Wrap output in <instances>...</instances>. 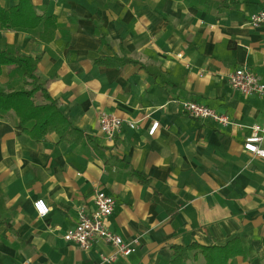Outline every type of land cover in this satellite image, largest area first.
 <instances>
[{
    "label": "crops",
    "instance_id": "0c3cea01",
    "mask_svg": "<svg viewBox=\"0 0 264 264\" xmlns=\"http://www.w3.org/2000/svg\"><path fill=\"white\" fill-rule=\"evenodd\" d=\"M32 4L56 18L53 42L40 40V28L4 29L0 50L38 60L40 83L84 138L37 142L13 112L0 117V264H99L113 254L102 240L90 251L64 240L80 211L94 210L99 191L116 201L109 230L136 249L111 264H181L177 247L230 242L239 253L227 264H264V160L244 150L252 126L264 124V96H244L229 83L237 69L264 82V25L249 23L264 0ZM100 58L124 64L100 66ZM26 88L20 71L4 69L0 92ZM184 101L233 125L204 124L182 111ZM103 114L137 128L124 125L109 139ZM37 200L50 208L47 217L36 213ZM186 257L185 264H209L198 249Z\"/></svg>",
    "mask_w": 264,
    "mask_h": 264
},
{
    "label": "trees",
    "instance_id": "16d2710c",
    "mask_svg": "<svg viewBox=\"0 0 264 264\" xmlns=\"http://www.w3.org/2000/svg\"><path fill=\"white\" fill-rule=\"evenodd\" d=\"M14 1H17V5L9 9L0 5V30L34 31L40 28V40L47 44L53 42L58 29L56 18L39 15L32 0ZM95 63L106 67L124 64L123 61L117 62L112 58H100ZM37 65V59L22 56L15 51L0 50V76L5 68L14 67L23 74L27 86L22 90L0 92V117L13 112L23 131L37 142L45 140L50 134H56L61 141L73 144L83 140V132L73 125L71 119L62 112L58 101L40 83ZM40 98L43 102L39 101ZM233 243L224 247H204L197 244L186 248L177 247L176 254L178 252L180 256H175L174 261L185 264L187 253L198 249L206 254L209 264H227L239 253L230 251Z\"/></svg>",
    "mask_w": 264,
    "mask_h": 264
},
{
    "label": "built area",
    "instance_id": "2783aa9c",
    "mask_svg": "<svg viewBox=\"0 0 264 264\" xmlns=\"http://www.w3.org/2000/svg\"><path fill=\"white\" fill-rule=\"evenodd\" d=\"M243 2L245 0H234ZM254 28L264 25V11L253 15L249 21ZM231 87L244 96H264V82L257 74L246 69H237L229 76ZM182 111L192 118L206 124L213 123L219 126L233 125V121L225 114L194 101H184L181 103ZM126 125L135 130V122L123 121L115 116L103 114L100 118V130L109 139H115ZM159 123L155 122L149 135L154 136ZM252 134L245 139L244 150L254 157L264 160V148L261 147L264 141V124L252 126ZM95 208L92 212L80 211L78 224L74 229L67 231L64 240L67 243H74L84 251H90L93 244L102 240L112 245L114 253L111 255H101L99 264H111L121 256H129L135 252V246L126 243L120 236L112 233L107 225L108 218L114 213L116 201L114 197L104 191H99L94 196ZM34 208L39 217L45 218L50 212V208L44 200H37Z\"/></svg>",
    "mask_w": 264,
    "mask_h": 264
}]
</instances>
